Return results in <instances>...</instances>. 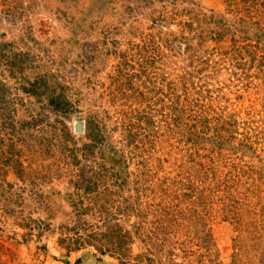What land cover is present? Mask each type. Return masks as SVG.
I'll return each instance as SVG.
<instances>
[{
	"label": "rangeland",
	"instance_id": "374dc122",
	"mask_svg": "<svg viewBox=\"0 0 264 264\" xmlns=\"http://www.w3.org/2000/svg\"><path fill=\"white\" fill-rule=\"evenodd\" d=\"M0 264H264V0H0Z\"/></svg>",
	"mask_w": 264,
	"mask_h": 264
},
{
	"label": "water",
	"instance_id": "95a60500",
	"mask_svg": "<svg viewBox=\"0 0 264 264\" xmlns=\"http://www.w3.org/2000/svg\"><path fill=\"white\" fill-rule=\"evenodd\" d=\"M78 128L80 129V128H81V126H80V125H78Z\"/></svg>",
	"mask_w": 264,
	"mask_h": 264
}]
</instances>
